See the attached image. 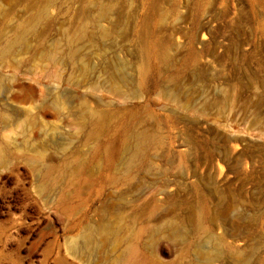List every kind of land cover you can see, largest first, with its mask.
Here are the masks:
<instances>
[{
    "label": "rangeland",
    "instance_id": "1",
    "mask_svg": "<svg viewBox=\"0 0 264 264\" xmlns=\"http://www.w3.org/2000/svg\"><path fill=\"white\" fill-rule=\"evenodd\" d=\"M0 264H264V0H0Z\"/></svg>",
    "mask_w": 264,
    "mask_h": 264
},
{
    "label": "bare ground",
    "instance_id": "2",
    "mask_svg": "<svg viewBox=\"0 0 264 264\" xmlns=\"http://www.w3.org/2000/svg\"><path fill=\"white\" fill-rule=\"evenodd\" d=\"M75 245V244H74ZM73 248V249H72ZM72 251L74 250V247H71ZM77 250H75L76 252ZM132 254V249L128 248L124 254L122 256H120L119 258L116 259V262L119 263L121 261H123L125 258L129 257ZM132 256V255H131Z\"/></svg>",
    "mask_w": 264,
    "mask_h": 264
}]
</instances>
